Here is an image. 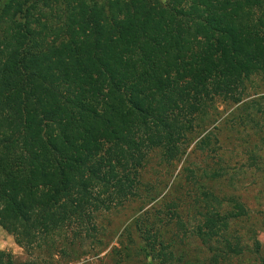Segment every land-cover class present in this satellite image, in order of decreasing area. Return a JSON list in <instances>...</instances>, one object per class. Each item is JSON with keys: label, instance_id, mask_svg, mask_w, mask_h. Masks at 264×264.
Wrapping results in <instances>:
<instances>
[{"label": "trees", "instance_id": "1", "mask_svg": "<svg viewBox=\"0 0 264 264\" xmlns=\"http://www.w3.org/2000/svg\"><path fill=\"white\" fill-rule=\"evenodd\" d=\"M5 6L23 11L19 0ZM110 12H92L57 48L44 25L15 22L0 41V99L15 91L0 105V226L27 251L72 220L95 229V212L135 195L151 150L178 158L196 116L216 97L239 101L264 72V0H118ZM24 89L40 104L25 101ZM40 105L58 125L46 139L20 115ZM229 202L234 211L204 216V243L248 214ZM145 240L152 258H174L164 246L156 254L148 232ZM0 264L15 263L0 251Z\"/></svg>", "mask_w": 264, "mask_h": 264}, {"label": "rangeland", "instance_id": "2", "mask_svg": "<svg viewBox=\"0 0 264 264\" xmlns=\"http://www.w3.org/2000/svg\"><path fill=\"white\" fill-rule=\"evenodd\" d=\"M19 1L23 11L14 14L13 9L8 15L6 0H0V41L15 22L33 29L44 25L48 45L57 48L71 40L92 12L102 10L112 17L110 6L118 0ZM7 92L0 105L8 101L9 92L15 93ZM19 95L40 104L34 89H24ZM39 107V112L22 111L20 115L46 139V132L58 125ZM135 186V195L121 205L94 213L95 229L72 220L46 235L43 247L34 251L18 245L0 226V251L9 254L15 264H263L264 72L246 81L239 101L216 97L209 103L187 131L178 158L170 161L161 148L151 150ZM230 198L243 204L248 214L229 220L225 235L204 243L197 235L204 216L209 211H234ZM215 199L222 201L221 207ZM146 232L156 241L155 253L164 246L174 255L171 261L152 258ZM227 241L238 249L229 251Z\"/></svg>", "mask_w": 264, "mask_h": 264}]
</instances>
